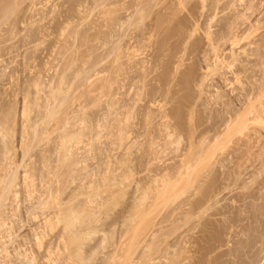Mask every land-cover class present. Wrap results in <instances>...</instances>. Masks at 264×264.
Instances as JSON below:
<instances>
[{"label": "rangeland", "instance_id": "rangeland-1", "mask_svg": "<svg viewBox=\"0 0 264 264\" xmlns=\"http://www.w3.org/2000/svg\"><path fill=\"white\" fill-rule=\"evenodd\" d=\"M82 1H84V0H62V1L61 0H52V1L51 0H33V1H31V0H10V6L12 7L13 10H12L11 14H8L9 15L8 18L5 20V23H3L1 25V28H0V29H2V27H3L4 28L3 31L4 32L7 31V33H8V34L6 32L2 33V31L0 30V71H1L0 74L1 73L7 74V75H4L5 77L3 76L4 79L2 81L0 80V87H1L0 89L2 91L4 90L2 88H5V90L6 89L9 90L8 87L10 86V90L8 91L10 93H7V94L10 95V96L8 95V98L10 100L7 99V98H4V99H6L10 105H11V103L13 104L15 102L14 104H15L17 109H19V107H18L19 105H17V104H18L19 100L22 99L23 94H24L22 90L26 91L28 89V91H29L28 85L26 86V85H24V83H26V84L29 83L33 77H37L38 75L41 77V78H39L41 83H42V81L47 83L48 79H50V78H53V81L55 82V80H54L55 75H54L53 69L56 68L57 70H59L60 67H61L60 64H62L65 60H68V58L71 57V55H69V54H72L71 52L65 51V53H64V50L70 44H74V47H76V52H75L74 56L76 55V58H77L76 62L78 63L77 64L75 62V65L73 66V69H77L78 67H80V65L83 64L81 61H83V62L84 61H88V59H89L90 62L91 61H94V62L97 61V63H96L97 65H95L96 67L94 66V67L90 68V66H88V63L83 65V67H85V68L88 67V69H90L89 73H88V74H90V78H89L88 83L91 82L90 80H93L94 78H98L99 79V77L104 76L103 74L106 75L104 77L107 78V79L110 76L111 77H115V75H116L115 81H114L115 83H112V86H110L112 88H107V89L110 90V93H109L108 90H104V92L106 93L104 95L105 97L101 96V99H102L103 102L102 101H100V103L98 102L97 104H99V105H97L96 107L94 106L96 104L88 105V103H87V102H89V104H90V99L94 98L95 97L94 95H96V93L92 94L90 92L91 96H90V94L89 95L87 94V96H86V94L83 95L82 97L80 96L82 98L81 101H83L84 97H85V100L82 103L83 104L86 103L88 105L87 106L88 108H86L87 110H85V112L87 114H89L88 115L89 117L95 118V119L96 118H101V119H99L101 121L103 119V117H104L103 113L105 114L106 110L109 113L110 112L113 113V111H109L110 109L108 108V105L106 104L109 101V99H110V101H118V103H116V105H118V107L116 109H115L116 106H114V108L113 107L111 108L114 111L116 110L117 114L114 112L112 115L111 114H109V116H106L108 114L105 115L106 117H108L111 120L110 121L107 118L106 121L109 120L110 123H112L113 125L114 124L116 125L117 124V122L115 123L116 120L114 121V119H111V117L113 118V117L116 116L117 119H120V120L122 119V121H123V118H124L123 115H124V111H125L126 108L124 109V107H121V105L125 104L126 102L129 103L130 100H132L129 104L132 103L131 105H133V110H132V112H133L132 116L133 117L131 116L132 118L130 117L129 119H127V121L125 120L124 122H121V123L122 124L124 123L123 126L125 128L127 126V130L128 129L129 130L130 129H132V130L135 129V130H133V131L131 130L129 132L132 133V132H136L137 131V133H133L132 136L129 133L130 136H129L128 140H126L127 138H125V140H126V141L124 140L125 143H123V141L119 142V141L122 140V137L120 138L118 135H116V131H111L110 133L107 134V136H108L107 139H104L106 142L101 138V140H103L105 143H107L106 147H108L109 150H108V152L107 151L106 152H107V154H110L109 155V157H110L109 159L110 160L112 159V162H111V164H112L111 166L112 167L111 168H113V169L115 168L114 170L112 169V171L114 172V175H111V173H110V177L113 178L115 176L114 178L115 179L117 178V179L116 180L115 179L112 180L113 184H114V186H113L114 188L111 185V187H112V188L110 187L111 190L109 188V190L105 192L102 187H101V189L98 188V190H97L98 192L101 191L100 193H101L102 198L100 196H98V197H100L103 200L104 199L107 200V205L105 206L107 208H104V212L100 213L101 219L98 218L99 222L97 221V223H98L97 225H99V227L97 225L96 226L102 232L103 231H105V232L107 231V232H111V233L109 235V238H107L104 242H102V244H103V246L101 244L102 247H99V244H100V242L102 240V238H101L102 237V232H99V231L97 232L99 234H96L95 236H93L94 239H92L91 241L88 240L86 242V244H88V245H86L84 247V250L87 253L93 248H95V250L97 248L98 249L96 250L94 255H92L90 260L85 261L82 264H85V263L86 264H237V263L238 264H248V263L249 264H253V263L254 264H263L264 263V247H263V243H260L261 241H256V247H258L257 250H260V247L262 246V251H260L261 253L259 254V258H261V259L263 258V261L261 259H258L256 261H249V260L247 261L245 259V257H244L243 258L244 261H242V262L241 261H238V262L236 261V263H235V261H227V260H225L228 257L223 256L224 259L222 257H218V253H220V250L227 248L228 244H231L230 242L227 245H225L226 247L223 246L224 248L220 247V249H219V247H214V249H216L215 250L216 252L214 250L211 251V252L208 251V243H210V242H208V240H207V237H208L207 235H208V233L211 232L213 227L212 228L209 227L208 228L209 230L207 229L208 231H210L208 233H207V231H205V232L203 231L204 227H203L202 224L204 223V220L206 219L207 214H206V212L203 213L201 210L196 209L193 212L192 216L190 218L189 217L187 218V216H185V212H186V210L188 208V205L185 202H186V200L188 198H190L192 196L193 197L194 196L195 197L198 196L195 193L196 192L195 190H197L196 188H198V183L201 180V175H202V171H203L202 164H201V161L199 159V154H200L199 151L201 150L200 144L202 143V142L200 143V141L202 139V135L201 134L203 132L201 130H202V127H203V121H204V115H205V113H204L205 104L207 102L211 103V104L209 103V106H212V107H210V108H212L211 109L212 112H211L210 116L213 117V119H214L215 116L212 115V114L216 113V115H217V114L220 113L219 109L220 108L222 109V107L218 106V104L216 106V103H215V98H217L215 92H216L217 89H219V90H217V93H218V91H219V94L222 93L221 97L223 99L227 98L228 100H230V99L233 98L234 100H237L239 97L240 98L242 97L241 95L237 96L239 92L236 89L234 90V92L233 91L230 92L232 89L229 88V86H231V87L234 86L235 88H237L239 85L235 82L236 84L233 83L232 85L227 86L228 85L227 83L229 82V80L227 78V83H226L225 82L226 80H224V79L226 77H228V76H229L230 79H233L234 76H232V74L229 72L228 69L225 68V66H220V65L217 64L218 68H217V66H215L214 68L212 67V68H209V69H205L206 68L205 64H207L208 62H210L211 63L210 65L212 66V62H213L212 58H214L213 57L214 56V51L212 49L210 50V48H211L210 45H209L210 43H209L207 37L205 36V27L207 25V22L211 21L210 25H212V26H211L210 30L213 31V33L211 35L213 37H215V38H218L217 41H216L217 44H218V45L216 44L217 47H218L217 48V52H221L222 55H225V57L226 56H230V54H231L229 48H231L232 51H235V52L240 51V53H242L241 50H239V49L241 48V46L244 47L245 43H246L245 44L246 48H247V44H250V45H248V48H250L249 49L250 53L253 52L252 49L254 51H256L255 53H257L258 49H260L259 43L260 42L262 43V41L264 40V38H263L264 37V30H263L264 27H262V26H264V24H263L264 23V20H263L264 14L262 16H260V14H262L261 13L262 8L264 10V7H261L264 3L262 5L259 4V3H261V1L264 2V0H259L258 2L256 0V3L254 2L255 0L254 1L250 0L251 3L252 2L255 3V5H254V3H252L254 6H256L257 3L260 5V7H258L259 5L256 6V10H258V12L260 14L256 13L257 11L254 10L255 12L253 11L252 14H250V15H253V16H251V18L249 16L250 19H253V23L251 22L252 20L247 19V21L249 20L248 23L251 22V24L254 25V23H255L254 19L256 18L255 20H257L258 19L257 17H259V16H260L259 19L263 20L262 21V20L258 19L261 22V25H260V22L257 21V23H258V25L261 28H259V26H258L257 27L259 29L258 30V29H256V26H254V31L255 30L256 31L252 32L250 34H248V29H247V31L245 30L246 29L245 25L242 26L247 21H243L242 19L241 20H242L243 24L239 23V26H238V27H242V28H240L241 30L240 29H238V30H240V31L243 30L247 34L244 33L243 31L242 32L238 31L237 33L234 30L231 31V28H230L231 25H229L230 24V22H229L230 18L228 17L229 20L227 19L229 11L226 12L227 8H226V10L222 9L223 6H227L228 3H230V2L234 3L235 1H236L235 3L237 4V6L235 5L234 7H237L238 9H242L241 8L242 5L245 4L246 1H247V3H249L248 2L249 0H246V1L245 0H243V1L241 0L242 4L240 3L239 0H235V1L234 0H232V1L231 0L230 1L229 0H221V2L223 1V3H222L223 6L220 4V0H219V4H218L219 8H216L215 10L213 9V7H211V6H214V0H207V1L206 0H202V1L201 0H185L184 1V3L186 4V5L184 4L185 7H181L176 2L177 0H163V1L160 0L161 1L160 4H158V6L157 5L154 6V0H151L150 2H148L149 4L147 3L144 6V8L146 9V11L148 13V15L146 16V18L143 21V23L145 25H143L141 23L143 25V27H145L144 29H143L142 25L140 26V24L137 23V19H135L133 16L131 18V15H135V10H136L137 6H139V5H137V1L138 0H134V1L130 0V2L128 0H123V1L122 0L118 1L117 0V1H115V3L116 2L117 3L116 4L114 3V5H115V7L117 8L118 11H116L117 13H114V15L116 17H118V19L120 18V20H119L120 22H122V23L124 22L123 23L124 26H122V24H119V23H118L119 24L118 25L116 22H114L112 24L111 23L112 20H108V19H107L108 21L106 22V19L104 20V17H101L100 12H97L99 10L97 7L96 8L98 10L95 9V8H94V10L89 9L90 6H91V8L93 7V2H90L89 3L90 6H88V5L84 4L87 0L84 1V3ZM88 1H90V0H88ZM165 1H166V3H165L166 5L164 4ZM3 2H4L3 0H0V5H1L0 13L2 12L1 8L3 6ZM73 2H74V4H72ZM81 2H82V9H83V7H85V9H83V10L81 9V5H80ZM172 3H173V5H172ZM175 3H177V4H175ZM217 3H218V1H217ZM238 3L240 4V6H239ZM168 4H171L172 6L168 5ZM232 4L230 6L228 5L229 9H231V7L233 8L234 4L233 5ZM161 5L164 6L163 7L164 10L160 7ZM204 5H205L206 8L203 7ZM219 5L222 6V7H220ZM51 6H53V7H51ZM75 6H77V7L79 6L80 8L79 7L75 8ZM125 6H128L130 9L129 8L127 9ZM166 6H168V7L171 6L172 7L171 9L168 8V13L169 14H167V12H166L167 10H165L167 8ZM123 7H125L127 10L125 8H123ZM86 8H87V10H86ZM118 8H120V9H118ZM184 8H185V10H184ZM258 8L261 9V10H259ZM50 9H52V12H51ZM78 9H80L79 10L80 12L85 10V14H86V11H87V13L88 12L90 13V10H91V13H90L91 15L89 13L88 14L91 16L90 19L92 18L94 23L92 21H90V19H89V21L86 19V21L89 22L87 24L86 21H83L82 19H80L79 18L80 15L78 17V14H80V13L76 12V11H78ZM155 9H156V11H155ZM186 9L192 10L193 16L188 14L189 11L186 10ZM170 10H172L171 13L174 12V14L176 15L177 18H179V17L180 18L179 19L175 18L173 13H172L173 15H171L173 17H171L170 16V14H171ZM161 11L162 12L165 11L164 12L165 14L162 13ZM159 12H161V13H159ZM213 12H215L216 15L214 16V18L212 20H209V18L211 16H213ZM262 12H264V11H262ZM82 13H84V12H81V14ZM98 13H99V15H98ZM120 13H121V15H120ZM129 13H130V15H129ZM254 14H257V15H254ZM225 15H226V17H225ZM28 16H30V17H28ZM204 17H206V19H204ZM224 17H225V19H222ZM76 18H77V20H76ZM100 18H101V20H100ZM129 18H131V21H127ZM195 18L198 19L199 21L195 20ZM29 19H30V21H29ZM118 19H117V21H118ZM67 20L72 22V23L75 22V25H76V23L77 24L80 23V21H81L82 24L81 25L79 24L78 27H77L78 28V30H77L78 33H77V35L74 36V37H76L75 38L76 41L74 40V42L72 43V40L70 38H66L67 40L69 39L68 42H70V43L65 44L66 42H65L64 36L62 35L63 36L62 37V36L59 35V31L60 30L58 28L60 26L66 25V23H68ZM73 20H75V21H73ZM195 21L198 22V25H200L199 29L197 31H195L192 35L189 36L187 32H190V29L193 28L192 25H194L196 23ZM83 22L85 23L84 25H83ZM100 22H101V24H100ZM11 23H16L14 28H13V26H10ZM96 23H97V25H95ZM106 23H108V24H106ZM153 23H154V25H153ZM203 23H205V24H203ZM44 24H46V25L44 26ZM128 24H132V25H128ZM178 24H180V25H178ZM223 24H224L225 27L223 26ZM251 24H249V27H250ZM7 25L12 28V31H14V32H12L13 35H12L11 31H10L11 28L8 27ZM85 25H87V27ZM108 25H109V27H108ZM126 25H128V26H126ZM5 26H6L7 29H5ZM31 26L33 28H31ZM103 26H106L108 28L103 27ZM110 26H112V27H110ZM118 26L120 27V29H119ZM138 26H139V28H138ZM164 26H166V27H164ZM182 26H183V28H182ZM70 27H69V31H70L69 33H70V35L71 34L73 35V33H72L73 31L71 32ZM72 27H74V26L72 25ZM88 27H90V28H88ZM231 27H233V26H231ZM246 27L248 28V24L247 23H246ZM101 28H103V30ZM134 28H135V30H134ZM149 28H150V30H149ZM153 28L155 30H153ZM164 28H167L166 31H168V32H170V31L176 32L177 30L180 29L179 31H182L184 36H181V38H180V37H177L174 34V37H175L174 38L171 35L166 34ZM243 28H245V29H243ZM140 29H142V31ZM162 29L164 31H162ZM201 29L203 30L204 33L201 32L202 31ZM252 29H253V27H252ZM36 30L37 31L39 30V32H36ZM44 30L47 31V32H45ZM97 30H100L101 32L100 31L97 32ZM83 31H84V33H83ZM156 31H157V33H156ZM184 31H185V33H184ZM34 32L37 33V34H35ZM42 32H44V34ZM92 32H94V33H92ZM231 32H233V33L235 32V33L231 34ZM9 33H11V35ZM66 33H68V32H66ZM164 33L166 35H164ZM3 34H5V36H7L9 38H7L6 40L3 39L2 38ZM42 34L44 35V37H43ZM80 34H83V35H80ZM93 34H95L94 37H92ZM176 34L178 35V32ZM245 34H246V36H245ZM70 35L68 37H71ZM149 35H151V36L149 37ZM233 35L238 40L237 42L235 41L236 45H231L230 38H232V40L233 39L236 40L235 38L232 37ZM39 36H41V37H39ZM121 36H122V38H121ZM141 36H143V37H141ZM166 36H167V38H166ZM168 36L169 37L171 36L172 40L170 38L168 39ZM185 36H186V38H184ZM218 36H220V37H218ZM222 36H223V39H221ZM85 37H86V39H85ZM131 37H132V39H131ZM58 38L61 39V40L63 39L64 42L61 41L62 43L61 42L57 43ZM262 38H263V40H262ZM79 39H80V41H79ZM84 39H85V41H84ZM134 39H135V41H134ZM147 39H149V41ZM197 39H199V40H197ZM25 40H27V41H25ZM100 40H101V42H100ZM139 40H140V42H142L141 45H140ZM152 40H153V42H152ZM175 40H177V42ZM181 40H184V41L180 43L179 41H181ZM20 41H21V43H20ZM104 41L105 42L108 41V42L105 43ZM251 41L253 42L252 44H254V45H255V43L256 44L258 43V44L255 45V47H253L254 45L251 44ZM86 42H87V44H86ZM235 42H234V44H235ZM80 43L83 44L84 46L83 45L81 46ZM117 43H119V45ZM179 43L181 44L180 49H178L179 48L178 47ZM263 43H264V41H263ZM263 43H262V46L264 45ZM137 44H138V46H137ZM192 44L194 45L195 48L193 47ZM78 45H80V46H78ZM113 45H116L115 46L116 47L115 51H117L118 47L120 49V50L118 49L119 58H118V60L116 62H114L113 59H111V57L113 56L112 54L110 56H105V54H108L109 50H111V48H113ZM198 45H199V47H198ZM251 45L253 47L252 49H251ZM63 46H64V48H63ZM99 46H101V47H99ZM257 46H258V48H257ZM262 46H261L260 50H262V49L264 50V46L263 47ZM58 47H60L59 50H58ZM61 48H63V49H61ZM127 48H129V49L127 50ZM254 48L255 49L257 48V50H255ZM82 49H84V50H82ZM130 49H132L133 52ZM178 50H179V52H178ZM189 50H190V52H189ZM263 50L259 51V52H263ZM126 51H127V53H126ZM202 51H203L204 55H203ZM128 54L129 55L131 54L130 58H129ZM49 55H50V57H49ZM54 56H55V58H54ZM202 56H204L205 59ZM246 56L247 55L245 54V57ZM255 56L254 55H252V56L249 55V58L246 57L247 58L246 60L249 61V65H251L250 64L251 62H253L252 59L255 60L253 62V64H252L254 66V63H255V67L253 68V70L249 69V70L246 71V73H244L245 71H243L242 69H241L242 72L238 70V72L240 74V79H241V82L243 83V85L248 86L250 84L249 81H252V79H253V82L258 83L259 81H261L260 79L263 78V76H261V78H260V75L262 73L260 72L261 73L260 74L259 71H258V70H260V69L257 68L258 67V63L256 64V59H258V57H257V55H255ZM99 57L100 58L104 57V58L101 61V60H98ZM131 57H132V59H131ZM241 57H244V53H242ZM127 58H129L131 60H129ZM127 60H128V62H127ZM206 60H208V61H206ZM44 61L45 62L51 61L52 63L50 62L51 63L50 65H52V67L53 66L54 67L53 68L50 67L52 69H49V71H48L46 68H48L49 64L47 65V67L43 66L44 63H45ZM56 63H58V64H56ZM99 63H101V64H99ZM118 63H121V65L119 66ZM236 64H239V63L236 62ZM55 65H56V67H55ZM110 65H111V67H110ZM142 65H145V66L143 67ZM191 66H192V69H191ZM116 67H118V69H116ZM28 68H29V71H28ZM93 68H95V69H93ZM107 68H109V69H107ZM119 68H120V70L123 73L120 75L121 71H118L119 74H117V73L113 74L114 72L119 70ZM123 69H124V71H123ZM130 69H132V70L130 71ZM144 69H146L147 71L144 70ZM204 69H205V71H204ZM214 69H215V71H214ZM235 69H236V67L234 68V71H236ZM210 70H212V71H210ZM250 70H252L251 72L253 74H257V75H253L250 72ZM101 71L103 72V74H102ZM216 72H217V74H216ZM220 72H223L224 75L222 73H220ZM226 72H227V74H226ZM190 73H192V74H190ZM245 74L247 76L248 75L249 76L252 75L253 77L254 76L255 77L252 78V76H250V77L248 76L249 77L248 78V77L245 76ZM42 75H44L45 77H43ZM141 76H143V77H141ZM221 77L223 78V80H222ZM0 78H2L1 75H0ZM121 78L123 80H121ZM102 79H103V77H102ZM102 79L101 78L99 80L96 79V81L93 80L94 81L92 83L93 86L91 85L90 88L91 87L93 88L94 86H96L94 84H97V85L98 84L99 85L103 84V82H101ZM201 79H203L204 81L202 80V82H201ZM9 80H10V82H9ZM16 80H18V81H16ZM76 80H77V83L79 84L81 90H83V89L87 90V85H83L85 80L84 81H82L81 79H76ZM138 80H139V82H138ZM233 80H231V81H233ZM148 82H149V84H148ZM247 83H248V85H247ZM16 84H17V86H16ZM122 84H123V86H122ZM146 84H148V85H146ZM211 84H213V85L211 86ZM224 84H226V85L223 86ZM21 85L23 87L24 86H26V87L23 88ZM198 85H201V86H198ZM139 86L141 88L142 87L143 88L141 89ZM18 87L19 88H23V89L18 90ZM29 87L31 88V86H29ZM159 87H160V90L162 88L161 91L159 90ZM84 90H83V92L87 93L86 90L85 91ZM15 91H16V98H15V95H14ZM31 91H33V90L30 89V92ZM12 92H13V94H12ZM81 92L82 91H80V93ZM111 92H113V93H111ZM133 92L135 93L136 96L137 95L138 96L136 97ZM152 92H153V94H152ZM127 93L129 95L125 96V94H127ZM7 94H5V95L7 96ZM41 94H42V92H40V95ZM112 94L113 95L115 94V95L113 96ZM207 94H209V95H207ZM5 95L4 96L0 95V96L5 97ZM33 95L34 94L32 92L31 95H29V98L31 99V97ZM130 95H134V96H130ZM111 96H113V97H111ZM151 96H154V97H151ZM211 96H212V99L209 98ZM213 96L215 98H213ZM86 97H89V98L86 99ZM114 97H115V99H114ZM141 98H142V100H140ZM151 98L153 100H151ZM0 100H1V98H0ZM124 100H125V103H124ZM128 100H129V102H128ZM136 100L139 101V102H137ZM149 103H151V104H149ZM152 104H154V105H152ZM74 105H75V108L73 107V109L75 111H76V109H80L77 104H74ZM136 106L137 107L140 106V107L137 108ZM161 106H163V107H161ZM91 107H93V108H91ZM97 107H99V108H97ZM119 107H120V109H118ZM159 107H160V109H159ZM215 107H217V108H215ZM214 108H215L216 112H215V110L213 112ZM95 109H96V111H95ZM149 109H150V111H152V110L153 111L150 112ZM38 110H39V108H38ZM104 110H105V112H104ZM120 110H122V111H120ZM88 111H89V113H88ZM158 111H160V112H158ZM217 111H219V113H217ZM34 113L35 112L32 110V112L30 114V116H31L30 118H33V120H35L34 118L37 117V116L34 115ZM93 113H96V114H93ZM118 113H120L119 116H118ZM122 113H123V115H122ZM144 113H145V115H144ZM166 113L168 114L167 116H166ZM70 114L72 115L71 112H70ZM152 114H154V115H152ZM96 115H98V117ZM147 115H149V117H147ZM162 116H164V117H162ZM152 117H153L154 120L152 119ZM156 117H158V118H156ZM164 120H165V123H164ZM20 122H21V120H20ZM147 123H149V124H147ZM150 125L151 126L153 125V126L150 127ZM156 126L158 127L157 130H156ZM135 127H137V128H135ZM250 127H251L250 129H252V128L254 129L255 127H259V126H256V124L255 125L253 124V127H252V125ZM234 128L236 130L231 128L232 130H230V132H229V135H231L229 137V139L231 140V138H233L230 142H229V139H228V142L226 140L223 141L225 138L227 139V137H224L221 140L223 143L227 142L226 143L227 147L224 148L225 150L223 149L225 151L224 153H228L229 151H232L233 148H231V147H236L237 148L238 145H236V144L240 140L242 141L244 139L243 138L244 134L242 135L243 130L239 132V131H237V129L239 130V128H237L236 126ZM259 128H261V127H259ZM255 129H257V128H255ZM231 131H234V132L236 131V132L234 133V132H231ZM93 132H95V130ZM168 132H170V135H168ZM250 132L253 133L252 131H250ZM102 134H103V132H102ZM138 134L141 135V136H139ZM148 134H150V135H148ZM232 134L234 135V137H232ZM52 135H54V134H52ZM133 135H134V137H133ZM151 135H153V136H151ZM239 135H240V138H239ZM18 137H20V135ZM18 137H17L18 143H16V140H15V137H14V143H15L14 146L17 144V147L19 146V140H20ZM135 138H136V142H132L133 140L135 141ZM179 138H180V140H179ZM130 140H131L132 143L130 142ZM237 140H239V141L237 142ZM152 141L154 143H150ZM241 141H240V143H241ZM111 142L113 144L114 143L115 144L111 145L110 144ZM95 143H96V145L99 144L98 141L95 142ZM232 143H233V145H232ZM119 144H121V145H119ZM124 144H126V145H124ZM150 144H152L153 147H151ZM220 145H221L220 147H222V143ZM41 146H42V142H40L37 146H35L33 148V150L30 152V154H32V152L34 151L35 154L33 153L34 155L32 154L31 157L28 159L30 161H33V163H34V165L36 167V169L34 170V172L36 171L35 173H36V176H37V177L35 176L36 180H35V185H34V187L36 188V191H35L36 193H38L39 191L42 190V187H38L37 186V184L38 185L40 184V180L39 179L41 178L40 174L38 175V170H40L42 168V164H40V163H42L41 160H40V163L38 162L39 161L38 158L41 156V150H42ZM127 146H129V147H127ZM228 147H230V148H228ZM242 147L243 146H240V148H242ZM112 150H114V151H112ZM256 150L258 151L257 148L254 149V151H256ZM16 152H17V149H16ZM96 153H98L97 150H96L95 154ZM103 156H104L103 154L102 155L96 154V157L98 159L96 158V159H94V160H92V161H90L88 163L90 165V166L88 165L90 168L87 167V171H88V169L89 170L92 169L93 173H94V170L97 171V172H95L96 176H94V178L92 180L100 179L99 177L96 179V177L98 176L97 175V173L99 172L98 170H100V168L103 167V166L99 167L100 166L99 162H101V159L104 158ZM222 157H225V156L223 155ZM228 158L229 157H227V159ZM227 159L224 162H227L228 161ZM186 161L188 162L187 164L192 162L195 165L194 166V170H192V169L191 170H187L186 166H188V165H186ZM179 167L180 168L183 167V168L180 169ZM168 168H169V171L171 173L168 172ZM20 169L22 171L23 168H20ZM20 169H19V171H20ZM130 169H132L133 172H131ZM177 169H179V171ZM41 170L39 171V173L42 172ZM129 170H130V175H132L131 177L128 174ZM162 170L163 171L165 170L168 174L165 173V171H164V175H163V171ZM19 171H18V175H19ZM177 171L179 173H177ZM123 172H125V173H123ZM81 173H82V171H81ZM156 173H158V174H156ZM160 174L163 175L164 178H163V176L160 177L161 176ZM177 174H179V175H177ZM125 175L130 177V178H128V177H127V179L123 178V177H125ZM154 175H155V177L158 176V178H163V179L160 180V179H158L156 177L157 180H158V181L155 180L157 182L156 183L153 180ZM38 176H39V178H38ZM83 176H84L83 174L79 175L80 178H82ZM165 176H166V178H165ZM187 176H188V178H187ZM190 177H191V180H190ZM86 180L87 179H84V181H86ZM18 182H20V181H18ZM95 182L98 183L99 180L95 181ZM114 182L117 184L116 186H115ZM19 184H21V182ZM74 185L75 184L70 185V186H74ZM147 185H149L150 187L149 186L147 187ZM254 185L256 186V184H254ZM20 186L21 185H18L17 188H19ZM137 186H138V188H137ZM142 188L146 189V190H144V192L147 191V192H145V195L147 193V195H146L147 199L145 198V200H144V198L140 197L141 195H143V193H142L143 189ZM238 188L239 187H237V189L235 187H233V191L230 192V194L227 193V195L231 196V194L233 192H236V191L239 190ZM140 189L142 191H140ZM262 189H263V187H262ZM67 190H69V188ZM123 190H125L124 195H123L124 198H122V196H120V193L123 192ZM135 191H137V192H135ZM263 191H264V189H263ZM35 192H34L33 195L37 196V194ZM225 195H224V197L227 196V195L226 196ZM228 196L226 198H228L229 200L233 199V198L230 199ZM136 198H139V199L136 200ZM226 198H224L225 202H222V200H221L219 203L220 204H221V202L222 203H226V202L230 203L231 201L229 202V200L226 199ZM114 200H115V202H114ZM139 200H142V201H145V202L143 203L142 201H139ZM28 201H24L25 204L23 203V205H24V206L22 205L23 208L27 207V209H28V206L30 207L31 203H30V201L29 202ZM33 201H34V199L32 200V202ZM134 201H135V203H133ZM258 201L261 202V199L258 198ZM113 202L116 203V204H114ZM138 203H141V204H138ZM231 203L234 204V201L232 200ZM93 204L95 206V203H93ZM135 204H137V205H135ZM91 206H93V205H91ZM94 206H93V209H94ZM213 206H214V204L212 205V207ZM213 208H215V207H213ZM213 208H211V211L213 213L210 210L208 212V213H212L211 214L212 216L211 215L209 216L211 219L214 220L216 218H220V216H221V218L224 216V214L222 215V213H221V215L219 213L214 214V209ZM95 209H97V208H95ZM133 209H135V210H133ZM24 211L25 210H23V212ZM224 213L225 214H229L228 212L227 213L224 212ZM217 214H219V216H217ZM39 215L40 216H38V217H41V218L38 219V217H37L35 219H32L33 218L32 216L27 215L24 212V217H25L24 222L19 221V220L15 221L16 223H14V224L16 226L15 227L16 229H15V233H13L14 236L12 235V238L14 240L12 242V244L14 243L15 245L14 244L12 245V244L8 243V245H9L8 246V250H9V252L11 254V257L14 259V260L12 259L14 261V264H17L18 260L16 262L15 256H12V255H15L14 254L15 251L13 250L14 249L13 246L16 247L17 251L20 250L22 252L24 250L23 252H25V250L27 249L26 253L29 250H30L29 254L33 252V255L34 254L36 255V253H37L36 259H35L36 261L33 264H46V262H47V264H49V263L51 264L50 261H53V258H55V263L57 262V264H64L63 257L65 256V253H61L60 252L58 255L57 254L49 255V253L47 251L48 246L53 248V250H56L57 248H55V246L57 247V245L59 247L58 249H61L59 251H63L64 250L63 245H62L63 243H61L62 241L60 240V237H59V234H61V228L59 226H57L51 232H50V230H48L49 234L48 233H46L47 235L45 234L46 236L43 237L44 241H43V238L41 237L42 246L40 248H38L36 246V244H35L36 240H35V238H33L34 237V233L33 232H36L37 230H38L37 232L41 231L42 227L41 228L37 227L38 226V222H39V224H42V222L44 221V216L46 214L45 215L43 214L42 215L43 217L41 216L40 213H39ZM170 215H171V217H170ZM100 222H101L102 225L100 224ZM95 223L96 222H94L93 224L95 225ZM156 225H157V227H156ZM159 229H161V230H159ZM154 233H155V236H154ZM111 234H112V236H111ZM122 235H123V237L120 238V236H122ZM228 235H230V234L228 233ZM225 237H229V236L226 235ZM152 241H153V243H152ZM148 242L150 243L149 246H147ZM211 244H213V243L211 242ZM18 245H19V247H18ZM95 245H96V247H93ZM206 248H207V252H206ZM56 252H58V251H56ZM209 253H211V254H209ZM213 256L218 257L219 259L218 258L216 259ZM43 258L45 260H48L50 258V261L49 260L45 261ZM0 259H3V258L1 257ZM55 263H53V264H55Z\"/></svg>", "mask_w": 264, "mask_h": 264}, {"label": "bare ground", "instance_id": "bare-ground-1", "mask_svg": "<svg viewBox=\"0 0 264 264\" xmlns=\"http://www.w3.org/2000/svg\"><path fill=\"white\" fill-rule=\"evenodd\" d=\"M3 6H2V12L0 13V28H1V25L3 23H5V20L8 18V14H11L12 12V7L10 6V0H3ZM33 1V0H31ZM52 1V0H51ZM62 1V0H61ZM86 1V0H84ZM84 1H82L84 3ZM115 1L117 0H90V1H86L84 4L85 5H88L90 6V2H93V7L91 8V6L89 7V9L91 10H94L97 9L98 11L97 12H100V15L101 17H104V20L106 19V22L108 20H112V24L114 22H116L117 24H122V22H120V18L118 19V17H116L114 15V13H117L116 11L117 8L115 7L114 3ZM119 1V0H118ZM123 1V0H122ZM130 2V0H128ZM134 1V0H132ZM131 1V2H132ZM151 0H138L137 1V8L135 10V15H131V18L132 16L137 19V23L140 24V26L143 24V21L144 19L146 18V16L148 15L146 9L144 8V6L150 2ZM163 1V0H162ZM185 0H177L176 2L181 6V7H185V3H184ZM202 1V0H201ZM207 1V0H206ZM218 1V3H217ZM230 1V0H229ZM232 1V0H231ZM235 1V0H234ZM240 3H241V0H239ZM243 1V0H242ZM246 1V0H245ZM254 1V0H252ZM259 0H257L258 2ZM20 2V1H19ZM30 2V1H29ZM82 2H81V9H82ZM88 2V3H87ZM160 0H154V6L158 4H160ZM236 2V1H235ZM234 2V3H235ZM249 3H246L242 5V9H238L237 7H234L235 5L237 6V4L233 3V2H230L232 5H233V8L231 7V9H229L228 7L231 5L230 3L227 4V6H223L222 3L223 1L221 2L220 0V4L223 6L222 9L229 11L228 13V16H227V19L228 17L230 18V28H231V31H236V33L238 31H240L242 27H238L239 26V23H242V20L243 21H247V19H250L251 16L253 15H250L252 14V12L254 10H256V6L259 5V4H263L264 2L261 1V3H257L256 6L255 3H256V0L252 3H254V5L250 2V0L248 1ZM68 3V2H67ZM117 3V2H116ZM115 3V4H116ZM166 3V1L164 2V4ZM171 3V2H170ZM175 3V4H177ZM205 3V2H204ZM213 3V2H212ZM227 3V2H226ZM244 3V2H243ZM74 4V2L72 3ZM114 6H113V5ZM149 4V3H148ZM163 4V3H162ZM185 4V5H184ZM218 4H219V0H214V6H211L213 7V9L215 10L216 8H219L218 7ZM239 4V3H238ZM242 4V3H241ZM31 5V4H30ZM44 5V4H43ZM47 5V4H46ZM78 5V4H77ZM112 5V6H111ZM166 5V4H165ZM168 5H171V4H168ZM173 5V3H172ZM171 5V6H172ZM229 5V6H228ZM264 5V4H263ZM261 6V7H264V6ZM73 6V5H72ZM121 6V5H120ZM171 6H166L165 10H167V14L168 13V8H172ZM220 6V5H219ZM220 6V7H222ZM240 6V4H239ZM1 7V5H0ZM53 7V6H51ZM77 6H75L76 8ZM79 7V6H78ZM77 7V8H78ZM87 7V6H86ZM97 7V8H96ZM127 9L129 8L128 6H125ZM123 7V8H125ZM163 10H164V6H160ZM190 7V6H189ZM205 7V5L203 6ZM255 7V8H254ZM260 7V5L258 6ZM28 8V7H27ZM45 8V7H44ZM60 8V7H59ZM74 8V9H75ZM80 8V7H79ZM125 8V9H126ZM206 8V7H205ZM210 8V7H209ZM240 8V7H239ZM68 9V8H67ZM83 9H85V7H83ZM82 9V10H83ZM101 9V10H100ZM120 9V8H118ZM122 9V8H121ZM126 9V10H127ZM130 9V8H129ZM153 9V8H152ZM175 9V8H174ZM193 9V8H192ZM229 9V10H228ZM259 9V8H258ZM51 12H52V9H50ZM56 10V9H55ZM80 9H78L79 11ZM87 10V8H86ZM91 10H90V13H91ZM123 10V9H122ZM133 10V9H132ZM161 10V9H160ZM185 10V8H184ZM189 11L188 14L192 15L193 16V12L192 10L190 9H186ZM207 10V9H206ZM223 10V11H224ZM261 10V9H259ZM76 11L77 13H80L78 14V17L80 15V19H82L83 21H86V19L89 21L90 19V15L87 13L86 11V14H85V10L84 11H81V12H84L81 14V12L79 11ZM89 11V10H88ZM121 11V10H120ZM119 11V12H120ZM156 11V9H155ZM172 10H170V13H171ZM222 11V10H221ZM257 12L256 13H259L258 10H256ZM262 11L263 8H262ZM262 14H260V16H262L264 14V12H262ZM21 12V11H20ZM28 12V11H27ZM44 12V11H43ZM48 12V11H47ZM68 12V11H67ZM162 12V11H161ZM159 12V13H161ZM165 11H163L162 13H164ZM187 12V11H186ZM206 12V11H205ZM219 12V11H218ZM255 12V11H254ZM61 13V12H60ZM152 13V12H151ZM174 14V12H172ZM170 14L173 15V14ZM181 13V12H180ZM19 14V13H18ZM133 14V13H132ZM150 14V13H149ZM165 14V13H164ZM205 14V13H204ZM207 14V13H206ZM25 15V14H24ZM39 15V14H38ZM77 15V14H76ZM97 15V14H96ZM99 15V13H98ZM114 17H113V16ZM121 15V13H120ZM130 15V13H129ZM189 15V16H190ZM216 15L215 12H213V16H211L209 18V20H212L214 18V16ZM227 15V14H226ZM225 15V17H226ZM254 15H257V14H254ZM27 16V15H26ZM60 16V15H59ZM112 16V17H111ZM118 16V15H117ZM167 16V15H166ZM175 18L176 15L174 14ZM207 16V15H206ZM250 16V18H249ZM257 17L258 19L260 18ZM30 17V16H28ZM34 17V16H33ZM38 17V16H37ZM76 17V16H75ZM94 17V16H93ZM173 17V16H171ZM222 18V19H225ZM264 17V16H263ZM43 18V17H42ZM126 18V17H125ZM128 18V17H127ZM131 18H129L127 21H131ZM180 18V17H179ZM177 18V19H179ZM208 18V17H207ZM34 19V18H33ZM108 19V20H107ZM118 19V21H117ZM204 19H206V17H204ZM242 19V20H241ZM256 19V18H255ZM255 24H251V22L253 23V19H250L252 20L251 22L248 23L245 22L242 26L245 25V29L247 31L248 29V34L252 33V32H255L254 31V26H256V29H258L257 27L259 26L257 21L260 22L259 20H262V19H257L255 20ZM32 20V19H31ZM43 20V19H42ZM77 20V18H76ZM101 20V18H100ZM193 20V19H192ZM195 20H198L195 18ZM229 20V19H228ZM264 20V18H263ZM262 20V21H263ZM30 21V19H29ZM68 21V20H67ZM75 21V20H73ZM90 21L93 22L92 18L90 19ZM98 21V20H97ZM96 21V22H97ZM123 21V20H122ZM126 21V20H125ZM157 21V20H156ZM171 21V20H170ZM178 21V20H177ZM199 21V20H198ZM205 21V20H204ZM208 21V20H207ZM240 21V22H239ZM28 22V21H27ZM40 22V21H39ZM63 22V21H62ZM66 22V21H65ZM77 22V21H76ZM168 22V21H167ZM179 22V21H178ZM182 22V21H181ZM194 22V21H193ZM196 22V21H195ZM203 22V21H202ZM210 22H207V25L205 27V36L207 37L208 41H209V45H210V50L212 49L214 51V58H212L213 62H212V66L210 65L211 63L208 62L206 65V68L205 69H209V68H214L215 66H217L218 68V65L220 66H225L226 69L229 70V72L232 74L233 79H230L229 76L226 77L224 80H226L225 82L227 83V78L229 80V82L227 83L229 85H232L233 83L234 84H238L239 86L237 88H234L229 86V88H231L232 90L230 92H234V90H238V95H241L242 97L238 98L237 100H234L233 98L228 100L227 98L226 99H223L221 97V94H219V91L217 93V89L216 90V97L215 98L213 96V98H215V103H216V106L218 104V106L222 107V109L220 108V113L219 111H217V114L216 113H213L212 115L215 116V118L213 119V117H211V109L210 107L212 106H209V103L210 102H205V110H204V121H203V127H202V139L200 141V146H201V150L199 151L200 154H199V159L201 161V164H202V175H201V180L200 182L198 183V188H196L197 190H195L196 194L198 195L197 197H190L186 200V204L188 205V208L185 212V216H187V218L191 217L193 212L196 210V209H199L201 210L203 213L206 212L207 216H206V219L204 220V223L202 224L203 225V231H208L209 227L212 228L211 232L208 233V237H207V240L208 242V251H215L216 249H214V247H223L225 245H227L229 242L231 244H228V247L225 248V249H222L220 250V253H218V257H222L224 259L223 256L225 257H228L226 258L225 260L227 261H244L243 258L245 257V259L248 261H256L258 259H261L259 258V254L261 253L260 251H262V246L260 247V250H257L258 247H256V241H261L260 243H263V247H264V50L263 52H259V51H262L260 50L261 49V46H262V43H263V38H262V43L260 42L259 43V47L260 49H258L257 53H255L256 51H254L252 48L255 47V45H257L255 42V45L252 44L253 42L251 41V44L254 45L252 47L251 45V49H252V53L249 52V49L248 48V45L250 44H247V48H246V43L244 44V47L241 46V48L239 50H241L242 53H244V57H241L242 56V53H240V51L238 52H235V51H232L231 48H229L231 54L230 56H226L225 55H222L221 52H217V39L218 38H215L213 37L211 34L213 33V31L210 30L211 26L210 25ZM17 23V22H16ZM16 23H11L10 26H15ZM86 23L88 24L89 22L86 21ZM94 23V22H93ZM103 23V22H102ZM110 23V24H111ZM142 23V24H141ZM201 23V22H200ZM238 23V24H237ZM246 23L248 24V28L246 27ZM35 24V23H34ZM41 24V23H40ZM71 24V25H70ZM81 25V21L80 23H76L75 25V22H70L68 21V23H66V25L64 26H60L58 29L60 30L59 31V35L60 36H64V39H65V44H68L70 42H68V40L66 38H70L72 40V43L74 42L75 38L74 37L75 35H77V30H78V25ZM85 23L83 22V25ZM99 24V23H98ZM101 24V22H100ZM108 24V23H106ZM118 24V25H119ZM166 24V23H165ZM169 24V23H168ZM183 24V23H182ZM194 24V23H193ZM205 24V23H203ZM249 24L250 27H249ZM264 24V23H263ZM46 24H44L45 26ZM72 25L74 27H72ZM97 25V23L95 24ZM128 25H132V24H128ZM126 25V26H128ZM134 25V24H133ZM142 25V27H143ZM154 25V23H153ZM170 25V24H169ZM180 25V24H178ZM202 25V24H201ZM241 25V24H240ZM260 25H261V22H260ZM8 26V25H7ZM8 26V27H10ZM43 26V25H42ZM50 26V25H49ZM71 26V27H70ZM87 27V25H85ZM115 26V25H114ZM147 26V25H146ZM156 26V25H155ZM184 26V25H183ZM182 26V28H183ZM188 26V25H187ZM191 26V25H190ZM193 28L190 29V32H187L188 35H192L195 31H197L199 29V26L198 25V22H196L194 25H192ZM224 26V24H223ZM69 27H70V30L71 32L73 33V35L71 34L70 35V31H69ZM91 27V26H90ZM88 27V28H90ZM96 27V26H95ZM103 27H106V26H103ZM109 27V25H108ZM106 27V28H108ZM112 27V26H110ZM119 27V26H118ZM141 27V28H142ZM166 27V26H164ZM225 27V26H224ZM223 27V28H224ZM253 27V29H252ZM264 27V26H262ZM11 28V27H10ZM31 28H33L31 26ZM43 28V27H42ZM72 28V29H71ZM82 28V27H81ZM99 28V27H98ZM116 28V27H115ZM139 28V26H138ZM145 27H143L144 29ZM159 28V27H158ZM181 28V27H180ZM234 28V29H233ZM259 28H261L259 26ZM5 29L6 26H5ZM24 29V28H23ZM29 29V28H28ZM35 29V28H34ZM38 29V28H37ZM54 29V28H53ZM103 30V28H101ZM120 29V27H119ZM126 29V28H125ZM137 29V28H136ZM147 29V28H146ZM161 29V28H160ZM177 29V28H176ZM217 29V28H216ZM240 29V30H238ZM2 31V33L4 32V28L2 27V29H0ZM52 30V29H51ZM94 30V29H93ZM109 30V29H108ZM135 30V28H134ZM142 31V29H140ZM150 30V28H149ZM153 30H155L153 28ZM165 30V33L168 34V35H171L172 37H174V34L177 36V37H180L181 36H184L183 32L182 31H179L177 30L176 32H168L166 31L167 28H164ZM162 29V31H164ZM172 30V29H171ZM202 30V29H201ZM259 30V29H258ZM264 30V29H263ZM9 31V30H8ZM11 33L14 32L12 31V28H11ZM9 31V32H10ZM45 31V30H44ZM82 31V30H81ZM100 30H97V32H99ZM216 31V30H215ZM243 31V30H242ZM240 31V32H242ZM7 33V31H5ZM4 32V33H5ZM29 32V31H28ZM36 32H39V30ZM47 32V31H45ZM51 32V31H50ZM49 32V33H50ZM68 32V33H66ZM101 32V31H100ZM151 32V31H150ZM159 32V31H158ZM168 32V33H167ZM178 32V35L176 34ZM180 32V33H179ZM203 32V30L201 31ZM239 32V33H240ZM244 33H246L245 31H243ZM11 33H9L11 35ZM35 33V32H34ZM41 33V32H40ZM44 34V32H42ZM48 33V34H49ZM82 33V32H81ZM84 33V31H83ZM86 33V32H85ZM91 33V32H90ZM94 33V32H92ZM103 33V32H102ZM109 33V32H108ZM114 33V32H113ZM126 33V32H125ZM142 33V32H141ZM157 33V31H156ZM163 33V32H162ZM164 33V35H166ZM185 33V31H184ZM204 33V32H203ZM235 33V32H234ZM233 32H231V34H234ZM8 34V33H7ZM37 34V33H35ZM42 34V35H43ZM89 34V33H88ZM111 34V33H110ZM109 34V35H110ZM124 34V33H123ZM151 34V33H150ZM153 34V33H152ZM216 34V33H215ZM224 34V33H223ZM247 34V33H246ZM245 34V36H246ZM4 35V36H3ZM2 35V38L3 39H7L9 37L5 36V34ZM13 35V33H12ZM50 35V34H49ZM52 35V34H51ZM71 36V37H68V36ZM80 35H83V34H80ZM90 35V34H89ZM95 34H93L92 37H94ZM99 35V34H98ZM237 35V34H236ZM239 35V34H238ZM26 36V35H25ZM62 36V37H63ZM91 36V35H90ZM89 36V37H90ZM107 36V35H106ZM129 36V35H128ZM151 35H149L150 37ZM153 36V35H152ZM171 36L169 37L168 36V39L170 38L171 39ZM262 36V35H261ZM31 37V36H30ZM41 37V36H39ZM44 37V35H43ZM55 37V36H54ZM58 37V36H57ZM82 37V36H81ZM103 37V36H102ZM111 37V36H110ZM114 37V36H113ZM127 37V36H126ZM133 37V36H132ZM131 37V39H132ZM143 37V36H141ZM147 37V36H146ZM220 37V36H218ZM233 38H235V36L233 35L232 36ZM11 38V37H10ZM20 38V37H19ZM26 38V37H25ZM28 38V37H27ZM37 38V37H36ZM78 38V37H77ZM83 38V37H82ZM97 38V37H96ZM105 38V37H104ZM122 38V36H121ZM120 38V39H121ZM129 38V37H128ZM137 38V37H136ZM167 38V36H166ZM175 38V37H174ZM186 38V36L184 37ZM24 39V38H23ZM43 39V38H42ZM86 39V37H85ZM84 39V41H85ZM88 39V38H87ZM102 39V38H101ZM177 39V38H176ZM188 39V38H187ZM186 39V40H187ZM223 39V36L222 38ZM236 39V38H235ZM239 39V38H238ZM119 40V39H118ZM138 40V39H137ZM149 41V39H147ZM172 40V39H171ZM199 40V39H197ZM231 40V45H236V42L238 41L237 39L236 40H232V38H230ZM16 41V40H15ZM27 41V40H25ZM64 42L63 39H59L58 38V42ZM76 41V40H75ZM80 41V39H79ZM94 41V40H93ZM121 41V40H120ZM135 41V39H134ZM133 41V42H134ZM145 41V40H144ZM147 41V42H148ZM177 42V40H175ZM184 40H181L179 41L180 43L183 42ZM236 41V42H235ZM254 41V40H253ZM3 42V41H2ZM33 42V41H32ZM43 42V41H42ZM45 42V41H44ZM61 42V43H62ZM101 42V40H100ZM105 42V41H104ZM108 42V41H106ZM105 42V43H106ZM119 42V41H118ZM122 42V41H121ZM125 42V41H124ZM140 42V40H139ZM153 42V40H152ZM151 42V43H152ZM165 42V41H164ZM206 42V41H205ZM235 42V44H234ZM258 42V41H257ZM21 43V41H20ZM83 43V42H82ZM90 43V42H89ZM110 43V42H109ZM128 43V42H127ZM142 42H140V45H141ZM178 44L179 48L180 49V46L181 44ZM185 43V42H184ZM76 44V43H75ZM81 44V43H80ZM87 44V42H86ZM119 45V43H117ZM134 44V43H133ZM144 44V43H143ZM164 44V43H163ZM186 44V43H185ZM217 44V45H216ZM226 44V43H225ZM264 44V43H263ZM83 44H81L82 46ZM89 45V44H88ZM97 45V44H96ZM103 45V44H102ZM117 45V46H118ZM162 45V44H161ZM167 45V44H166ZM176 45V44H175ZM183 45V44H182ZM190 45V44H189ZM193 45V44H192ZM11 46V45H10ZM22 46V45H21ZM34 46V45H33ZM60 46V45H59ZM62 46V45H61ZM66 46V45H65ZM77 46V45H76ZM80 46V45H78ZM84 46V45H83ZM87 46V45H86ZM91 46V45H90ZM116 45H113V48H111V50H109L108 54H105V56H110L111 54L113 55L111 57V59H113L114 62H116L119 58V47L117 49V51H115ZM126 46V45H125ZM132 46V45H131ZM138 46V44H137ZM184 46V45H183ZM188 46V45H187ZM257 46V48H258ZM264 46V45H263ZM262 46V47H263ZM88 47V46H87ZM86 47V48H87ZM94 47V46H93ZM101 47V46H99ZM103 47V46H102ZM115 47V48H114ZM127 47V46H126ZM168 47V46H167ZM194 47V45H193ZM199 47V45H198ZM222 47V46H221ZM231 47V46H230ZM36 48V47H35ZM64 48V46H63ZM61 48V49H63ZM85 48V49H86ZM174 48V47H173ZM191 48V47H190ZM195 48V47H194ZM223 48V47H222ZM257 48L255 50H257ZM8 49V48H7ZM60 49V47H58V50ZM91 49V48H90ZM123 49V48H122ZM129 48H127L128 50ZM188 49V48H187ZM198 49V48H197ZM226 49V48H225ZM15 50V49H14ZM47 50V49H46ZM84 50V49H82ZM81 50V51H82ZM120 50V49H119ZM132 50V49H130ZM176 50V49H175ZM228 50V49H227ZM228 50V51H229ZM19 51V50H18ZM29 51V50H28ZM44 51V50H43ZM65 51H69L71 52L72 54H69L71 55V57L68 58V60H65L61 65L60 69L57 70L56 68L53 69L54 71V75H55V82L53 81V78H50L48 79V82L45 83L44 81H42V83L40 82L39 78H41L39 75V77H33L31 79V81L29 83H24V85H28V88H29V91L28 89L25 91V90H22L23 91V97L22 99L19 100L18 104L19 105V109L16 108L15 106V102L11 105L8 103V101L4 98H8V95L7 93H10L8 92L10 90V86L8 87L9 90H5V88H2L4 89L3 91L0 89V95H5L7 94V96L5 95V97L3 96H0L1 100H0V258L2 257L3 259H0V264H14V259L11 257V254L8 250V243L9 244H12V242L14 241L13 238H12V235L14 236L13 233H15V224L16 223L15 221L19 220V221H22L24 222V212L25 214L27 215H30L32 216L33 218L32 219H35L37 218L39 215V213L41 214V216L44 214H46L44 216V221L42 222V224H39L38 222V228H41V231L39 232H33L34 233V237L36 242V246L38 248H40L42 246V240H41V237L43 238L44 236H46L48 233L49 234V231L50 232L55 229L57 226H59L61 228V234H59V237H60V240L62 241L61 243H63V248L64 250L63 251H59L61 249H58V245L57 247L55 246V248H57L56 250H53V248L49 247L48 246V253L49 255H55V254H59L60 252L61 253H65V256L63 257V260H64V264H82L84 263L85 261H88L90 260V258L92 257V255H94V253L96 252V249L93 248L91 249L88 253L84 250V247L88 244H86V242L89 240L91 241L92 239H94L93 236H95L96 234H99L97 233L98 231L99 232H102L100 231L99 228H97V226L99 227V225H97V221L99 222V219H101V215L100 213L104 212V208H107L105 207L107 205V200H103L101 199L102 196H101V191L98 192V188L101 189V187L104 189V191H108L109 188L114 186L113 184V181L115 178V176L113 178L110 177V173L111 175H114V172L112 171L113 168H111L112 164V159L110 160L109 158V155L110 154H107L108 152V147L107 146V143H105L106 141L104 139H107V134L110 133L111 131H116V135H118L120 138L122 137V140L119 141V142H124L125 138H127L126 140H128L129 136L133 133H137L136 132H129L131 131L132 129H128L127 130V126L126 128L123 126L124 123L122 124L121 122H124L125 120L127 121V119H129L133 114L132 110H133V105L129 104L132 100H128L129 103H125V100H124V103L123 105H121V107H124L125 111H124V115L122 113V115L124 116L123 118V121L122 119H117L116 116L115 117H111V119H114L115 123L117 122V124L113 125L112 123H110V119L106 116H109V114H113L114 112L116 113V110H112L111 108L114 106L115 109L118 107V105H116V103H118V101H109L106 103L108 105V109L109 111H113L112 112H107L106 110V113L104 114L103 113V119L100 121L99 119L101 118H91L89 117L85 110H87L86 108H88L87 106L88 105H94L95 107L99 104H97L98 102L100 103V101H102L101 99V96H104L106 93L104 92V90H108L109 93H110V90L107 89V88H112L110 86H112V83H115V77H109L108 79L105 78L104 76H106L105 74H102L104 76L103 79L102 77H99V79L101 78L103 82V84L101 85H97V84H94L96 86H94L93 88L90 86L92 85V83L94 82L93 80L96 81L99 80L98 78H94L93 80H90L91 82L88 83L89 81V78H90V74L89 73V70L88 67L85 68L83 67V65H85L86 63H88V66H90V68L94 67L95 65H97V61H81L83 64L80 65V67H78L77 69H73V66L75 65V62L77 61V58H76V55L74 56L75 52H76V47H74V44H70L69 46L66 47V49L64 50V53ZM169 51V50H168ZM9 52V51H8ZM89 52V51H88ZM129 52V51H128ZM133 52V50H132ZM179 52V50H178ZM190 52V50H189ZM227 52V51H226ZM229 52V53H230ZM259 52V53H258ZM23 53V52H22ZM30 53V52H29ZM57 53V52H56ZM127 53V51H126ZM203 53V51H202ZM206 53V52H205ZM17 54V53H16ZM79 54V53H78ZM91 54V53H90ZM177 54V53H176ZM245 54L247 55L246 57L249 58V55H257L258 59H256V64L258 63V70L259 73L261 74L260 75V78L261 76H263V78H259L261 81H258V83L256 82H253V79L254 78L252 75V81H249L250 84L247 85H243V83L241 82V79H240V74L238 72L241 71V69L243 71H245L244 73H246L247 70L249 69H252L255 67V63H254V66L252 65L253 62L255 61L254 59L253 62H251L249 65V61L246 60L247 58L245 57ZM8 55V54H7ZM62 55V54H61ZM122 55V54H121ZM127 55V54H126ZM129 55V54H128ZM173 55V54H172ZM202 55V54H201ZM204 55V53H203ZM6 56V55H5ZM81 56V55H80ZM79 56V57H80ZM104 56V57H105ZM131 54L129 55V58H130ZM50 57V55H49ZM48 57V58H49ZM62 57V56H61ZM87 57V56H86ZM90 57V56H89ZM100 58L98 60H103V58ZM121 57V56H120ZM135 57V56H134ZM204 58V56H202ZM256 57V56H255ZM26 58V57H25ZM29 58V57H28ZM55 58V56H54ZM83 58V57H82ZM123 58V57H122ZM127 58V59H129ZM2 59V58H1ZM12 59V58H11ZM32 59V58H31ZM132 59V57H131ZM129 59V60H131ZM170 59V58H169ZM205 59V58H204ZM55 60V59H54ZM250 60V59H249ZM2 61V60H1ZM11 61V60H10ZM14 61V60H13ZM18 61V60H17ZM105 61V60H104ZM103 61V62H104ZM208 61V60H206ZM4 62V61H3ZM35 62V61H34ZM42 62V61H41ZM45 62V61H44ZM43 62V63H44ZM51 61H47L44 63L43 66H46L48 65V68H46L48 71L49 69H52V65H50ZM113 62V63H114ZM128 62V60H127ZM126 62V63H127ZM236 62H238L239 64H236ZM77 63V62H76ZM132 63V62H131ZM144 63V62H143ZM54 64V63H53ZM58 64V63H56ZM78 64V63H77ZM101 64V63H99ZM110 64V63H109ZM115 64V63H114ZM119 66L121 65V63H118ZM218 64V65H217ZM104 65V64H103ZM191 65V64H190ZM36 66V65H35ZM58 66V65H57ZM82 66V67H81ZM100 66V65H99ZM117 66V65H116ZM143 67L145 65H142ZM219 66V67H220ZM257 66V65H256ZM52 67V68H50ZM56 67V65H55ZM96 67V66H95ZM111 67V65H110ZM128 67V66H127ZM130 67V66H129ZM150 67V66H149ZM236 67V71H234V68ZM251 67V68H250ZM121 68V67H120ZM119 68V70H115L116 72H114L113 74L117 73L119 74L118 71H121ZM132 68V67H131ZM147 68V67H146ZM43 69V68H42ZM45 69V70H46ZM95 69V68H93ZM106 69V68H105ZM109 69V68H107ZM116 69H118V67H116ZM126 69V68H125ZM139 69V68H138ZM191 69H192V66H191ZM204 69V71H205ZM99 70V69H98ZM101 70V69H100ZM132 69H130L131 71ZM141 70V69H140ZM146 70V69H144ZM187 70V69H186ZM190 70V69H189ZM194 70V69H193ZM250 70V72L252 71ZM11 71V70H10ZM28 71H29V68H28ZM124 71V69H123ZM135 71V70H134ZM133 71V72H134ZM147 71V70H146ZM212 71V70H210ZM215 71V69H214ZM220 71V70H219ZM1 72V71H0ZM96 72V71H95ZM143 72V71H142ZM145 72V71H144ZM188 72V71H187ZM191 72V71H190ZM218 72V71H217ZM216 72V74H217ZM242 72V71H241ZM240 72V73H241ZM23 73V72H22ZM94 73V72H93ZM123 72L121 71L120 75L122 74ZM125 73V72H124ZM135 73V72H134ZM184 73V72H183ZM224 75L223 72H220ZM229 73V74H230ZM252 73V72H251ZM42 74V73H41ZM40 74V75H41ZM98 74V73H97ZM107 74V73H106ZM109 74V73H108ZM127 74V73H126ZM125 74V75H126ZM192 74V73H190ZM209 74V73H208ZM221 74V75H222ZM227 74V72H226ZM230 74V75H231ZM253 74V73H252ZM2 76V78H0V80L2 81L4 78L3 76L4 75H7L5 73H1L0 74ZM93 75V74H92ZM95 75V74H94ZM136 75V74H135ZM142 75V74H141ZM189 75V74H188ZM212 75V74H211ZM210 75V76H211ZM222 75V76H223ZM253 75H257V74H253ZM36 76V75H35ZM43 77H45L44 75H42ZM99 76V75H98ZM118 76V75H117ZM123 76V75H122ZM137 76V75H136ZM145 76V75H144ZM148 76V75H147ZM193 76V75H192ZM246 77H248L246 74H245ZM249 76V77H250ZM5 77V76H4ZM16 77V76H15ZM95 77V76H94ZM124 77V76H123ZM127 77V76H126ZM143 77V76H141ZM140 77V78H141ZM206 77V76H205ZM224 77V76H223ZM248 77V78H249ZM12 78V77H11ZM14 78V77H13ZM26 78V77H25ZM208 78V77H207ZM222 78V77H221ZM220 78V79H221ZM245 78V77H244ZM247 78V79H248ZM10 79V78H9ZM46 79V78H45ZM76 79H81L82 81L85 80L84 84L83 85H87V90L85 92H83V90L80 89V86L79 84L77 83V80ZM125 79V78H124ZM143 79V78H142ZM153 79V78H152ZM14 80V79H13ZM118 80V79H117ZM121 80H123L121 78ZM134 80V79H133ZM132 80V81H133ZM150 80V79H149ZM203 79H201V82H202ZM206 80V79H205ZM223 80V78H222ZM233 80V81H231ZM15 81V80H14ZM18 81V80H16ZM26 81V80H25ZM24 81V82H25ZM76 81V82H75ZM142 81V80H141ZM204 81V80H203ZM4 82V81H3ZM10 82V80H9ZM28 82V81H27ZM134 82V81H133ZM139 82V80H138ZM200 82V81H199ZM236 82V83H235ZM14 83V82H13ZM83 83V82H82ZM132 83V82H131ZM142 83V82H141ZM140 83V84H141ZM117 84V83H116ZM149 84V82H148ZM146 84V85H148ZM42 85V86H41ZM114 85V84H113ZM118 85V84H117ZM144 85V84H143ZM213 84H211L212 86ZM226 84H224L223 86H225ZM17 86V84H16ZM19 86V85H18ZM22 86V85H21ZM24 86V87H26ZM31 86V88L29 87ZM93 86V85H92ZM121 86V85H120ZM123 86V84H122ZM142 86V85H141ZM198 86H201V85H198ZM217 86V85H216ZM220 86V85H219ZM20 87V86H19ZM18 87V90H21L23 88H19ZM140 87V86H139ZM218 87V86H217ZM222 87V86H221ZM1 88V87H0ZM14 88V87H13ZM33 88V89H32ZM82 88V87H81ZM141 88V87H140ZM143 88V87H142ZM141 88V89H142ZM158 88V87H157ZM214 88V87H213ZM227 88V87H226ZM17 89V88H16ZM30 89L33 90L30 92ZM132 89V88H131ZM84 90V91H85ZM112 90V89H111ZM129 90V89H128ZM159 90H160V87H159ZM162 90V88H161ZM160 90V91H161ZM224 90V89H223ZM230 90V89H229ZM13 91V90H12ZM25 91V92H24ZM80 91H82L80 93ZM167 91V90H166ZM18 92V91H17ZM30 92V93H29ZM33 92V96L31 97V99L29 98V95H31V93ZM40 92H42V96L40 95ZM92 94H95L94 95L95 97L90 99V104L89 102L88 105L85 103L83 104L82 102L85 100V97H84V100L81 101V97L83 95L87 94L91 96V93ZM141 92V91H140ZM150 92V91H149ZM154 92V91H153ZM152 92V94H153ZM223 92V91H222ZM4 93V94H3ZM21 93V92H20ZM113 93V92H111ZM116 93V92H115ZM134 93V92H133ZM138 93V92H137ZM151 93V92H150ZM158 93V92H157ZM160 93V92H159ZM162 93V92H161ZM166 93V92H165ZM13 94V92H12ZM11 94V95H12ZM164 94V93H163ZM219 94V95H218ZM237 94V93H236ZM15 98H16V91H15ZM13 95V96H14ZM18 95V94H17ZM111 95V94H110ZM113 95V94H112ZM115 95V94H114ZM113 95V96H114ZM129 94H125V96H128ZM135 95V93H134ZM134 95H130V96H134ZM140 95V94H139ZM156 95V94H155ZM159 95V94H158ZM209 95V94H207ZM10 96V95H9ZM81 96V97H80ZM89 96V97H90ZM93 96V95H92ZM111 96V97H113ZM136 96V95H135ZM138 96V95H137ZM136 96V97H137ZM141 96V95H140ZM165 96V95H164ZM89 97H86V99H88ZM105 97V96H104ZM122 97V96H121ZM151 97H154V96H151ZM208 97V96H207ZM132 98V97H131ZM139 98V97H138ZM150 98V97H149ZM166 98V97H165ZM212 99V96L209 97ZM236 98V97H235ZM104 99V98H103ZM115 99V97H114ZM137 99V98H136ZM210 99V100H211ZM10 100V99H9ZM120 100V99H119ZM142 100V98L140 99ZM151 100H153L151 98ZM16 101V100H15ZM137 101V100H136ZM209 101V100H208ZM103 102V101H102ZM135 102V101H134ZM139 102V101H137ZM142 102V101H141ZM149 102V101H148ZM155 102V101H154ZM136 103V102H135ZM153 103V102H152ZM159 103V102H158ZM213 103V102H212ZM214 103V104H215ZM74 104H77L79 106L80 109H76V111L73 109V107L75 108V105ZM151 104V103H149ZM211 104V103H210ZM74 105V106H73ZM76 105V106H77ZM154 105V104H152ZM162 105V104H161ZM165 105V104H164ZM102 106V105H101ZM110 106V107H109ZM120 106V105H119ZM141 106V105H140ZM139 106V107H140ZM94 107V108H95ZM105 107V106H104ZM137 107V106H136ZM137 107V108H139ZM152 107V106H151ZM150 107V108H151ZM158 107V106H157ZM163 107V106H161ZM165 107V106H164ZM39 108V110H38ZM93 108V107H91ZM99 108V107H97ZM147 108V107H146ZM149 108V107H148ZM203 108V109H204ZM210 108V109H209ZM217 108V107H215ZM215 108L213 109V112L215 110ZM42 109V110H41ZM120 109V107L118 108ZM123 109V110H124ZM135 109V108H134ZM160 109V107H159ZM158 109V110H159ZM32 110L35 112L34 115L37 116L35 117L33 120V118H30V114L32 112ZM80 112H79V111ZM99 110V109H98ZM136 110V109H135ZM138 110V109H137ZM141 110V109H140ZM148 110V109H147ZM96 111V109H95ZM122 111V110H120ZM150 111V109H149ZM148 111V112H149ZM153 111V110H152ZM150 111V112H152ZM165 111V110H164ZM203 111V110H202ZM70 112L72 113V115L70 114ZM101 112V111H100ZM103 112V111H102ZM105 112V110H104ZM139 112V111H138ZM142 112V111H141ZM160 112V111H158ZM162 112V111H161ZM216 112V110H215ZM89 113V111H88ZM154 113V112H153ZM203 113V112H202ZM93 114H96V113H93ZM92 114V115H93ZM99 114V113H98ZM102 114V113H101ZM108 114V115H106ZM117 114V113H116ZM120 113H118V116H119ZM147 114V113H146ZM158 114V113H157ZM156 114V115H157ZM91 115V114H90ZM106 115V116H105ZM145 115V113H144ZM154 115V114H152ZM161 115V114H160ZM168 114L166 113V116ZM95 116V115H94ZM98 117V115H96ZM101 116V115H100ZM142 116V115H141ZM151 116V115H150ZM133 117V116H132ZM131 117V118H132ZM138 117V116H137ZM147 117H149V115H147ZM164 117V116H162ZM109 119L108 121H106V119ZM146 118V117H145ZM144 118V119H145ZM158 118V117H156ZM170 118V117H169ZM203 118V117H202ZM149 119V118H148ZM153 119V117H152ZM160 119V118H159ZM21 120V122H20ZM131 120V119H130ZM154 120V119H153ZM152 120V121H153ZM162 120V119H161ZM113 122V121H112ZM114 123V122H113ZM129 123V122H128ZM138 123V122H137ZM162 123V122H161ZM164 123H165V120H164ZM170 123V122H169ZM130 124V123H129ZM149 124V123H147ZM146 124V125H147ZM153 124V123H152ZM171 124V123H170ZM201 124V123H200ZM253 124L256 126H259V127H255L257 129H250L251 125L253 127ZM114 127H113V126ZM155 125V124H154ZM159 125V124H158ZM202 125V124H201ZM131 126V125H130ZM135 126V125H134ZM137 126V125H136ZM153 126V125H152ZM150 125V127H152ZM237 127L239 128V130L237 129V131H242L243 130V133L242 135L244 136L243 140L240 141L237 140V144L238 147H231L233 148L232 151H229L228 153H224L225 149L227 147V142H228V139L231 135H229V132L230 130L232 129H235L234 127ZM129 127V126H128ZM161 127V126H160ZM177 127V126H176ZM137 128V127H135ZM149 128V127H148ZM154 128V127H153ZM157 126H156V130H157ZM167 128V127H166ZM232 128V129H231ZM150 129V128H149ZM155 129V128H154ZM153 129V130H154ZM95 130V132H93ZM135 130V129H133ZM132 130V131H133ZM152 130V131H153ZM160 130V129H159ZM172 130V129H171ZM236 130V129H235ZM162 131V130H161ZM176 131V130H175ZM250 131H252L253 133H251ZM103 132V134H102ZM145 132V131H144ZM150 132V131H149ZM155 132V131H154ZM159 132V131H158ZM231 132H234V131H231ZM236 132V131H235ZM234 132V133H235ZM245 132V133H244ZM130 133V135H129ZM156 133V132H155ZM175 133V132H174ZM20 137H18L19 135ZM54 134V135H52ZM114 134V133H113ZM231 134V133H230ZM137 135V134H136ZM139 135V134H138ZM145 135V134H144ZM150 135V134H148ZM168 135H170V132H168ZM241 135V136H242ZM141 136V135H139ZM153 136V135H151ZM14 137H15V140H16V143H18V139L17 137L20 139L19 140V146L17 147V144L14 146ZM134 137V135H133ZM181 137V136H180ZM224 137H227V139L225 138L223 141H227L226 143L222 142L221 140L224 138ZM232 137H234V135L232 134ZM101 138L103 140H101ZM237 138V137H236ZM239 138H240V135H239ZM110 139V138H109ZM112 139V138H111ZM131 139V138H130ZM233 138H231L232 140ZM242 139V138H241ZM125 140V141H126ZM132 140V139H131ZM130 140V142H131ZM180 140V138H179ZM229 139V142L231 141ZM99 144L96 145L95 142H97ZM138 141V140H137ZM151 141V140H150ZM157 141V140H156ZM234 141V140H233ZM40 142H42V150H41V156L38 158L39 159V163H40V160L42 163V172L39 173L40 170H38V175L40 174L41 178L39 179L40 180V186L37 184L38 187H42V192L39 191L38 193H36V188L34 187L35 185V176H36V171L34 172V170L36 169L33 161H30L28 160L31 155L34 153V151L32 152V154H30V152L33 150V148L35 146H37ZM109 142V141H108ZM129 142V141H128ZM132 142H136V138H135V141L133 140ZM131 142V143H132ZM179 142V141H178ZM235 142V141H234ZM233 142V143H234ZM150 143H154L153 141L150 142ZM222 143V147H220ZM232 143V145H233ZM111 145L113 144L112 142L110 143ZM109 144V145H110ZM115 144V143H114ZM113 144V145H114ZM41 145V144H40ZM81 145V146H80ZM103 145V146H102ZM121 145V144H119ZM126 145V144H124ZM133 145V144H132ZM151 147L152 144H150ZM226 145V146H225ZM229 145V144H228ZM262 145V146H261ZM240 146H243L242 148H240ZM129 147V146H127ZM150 148V147H149ZM230 148V147H228ZM258 149V151H254V149ZM16 149H17V152H16ZM113 149V148H112ZM129 149V148H128ZM224 149V150H223ZM96 150L98 151V153L96 154H100V155H104L101 159V162H99L100 166H103L100 168V170H98L99 172L97 173V177L96 179L99 177L100 179H97L95 181H98V183H96L94 180H92L94 178V176H96L95 171L94 170V173L92 172L93 170H89L87 171V167H89L90 165L88 164L90 161L96 159ZM107 151V152H106ZM111 151V150H110ZM109 151V152H110ZM114 151V150H112ZM154 151V150H153ZM162 151V150H161ZM40 152V151H39ZM227 152V151H226ZM112 153V152H111ZM35 154V153H34ZM33 154V155H34ZM40 155V154H39ZM225 156V157H222V156ZM99 157V156H98ZM101 157V156H100ZM114 157V156H113ZM112 157V158H113ZM227 157H229L227 159ZM36 158V157H35ZM37 159V158H36ZM91 159V160H90ZM98 159V158H97ZM105 159V160H104ZM120 159V158H119ZM228 160L227 162H224L225 160ZM116 160V159H115ZM37 161V160H36ZM35 161V162H36ZM119 161V160H118ZM197 161V160H196ZM114 162V161H113ZM122 162V161H121ZM190 162V161H189ZM38 163V164H39ZM92 163V162H91ZM124 163V162H123ZM188 162L186 161V166L187 167V170H194V164L192 162H190L189 164H187ZM197 163V162H196ZM98 164V163H97ZM119 164V163H118ZM89 165V166H88ZM114 165V164H113ZM134 166V165H133ZM41 167V166H40ZM92 167V166H91ZM20 168H23L22 171ZM90 168V167H89ZM97 168V167H96ZM95 168V169H96ZM131 168V167H130ZM166 168V167H165ZM164 168V169H165ZM180 168V167H179ZM183 168V167H181ZM180 168V169H181ZM20 169V171H19ZM38 169V168H37ZM115 169V168H114ZM113 169V170H114ZM128 169V168H127ZM126 170V169H125ZM131 172L132 169H130ZM130 170L128 171V174L130 175ZM158 170V169H157ZM167 170V169H166ZM179 171V169H177ZM18 171H19V175H18ZM82 171V173H81ZM84 171V172H83ZM91 171V172H90ZM163 171V170H162ZM165 171V170H164ZM164 171H163V175H164ZM177 171V173H179ZM127 172V171H126ZM168 172L171 173L169 171V168H168ZM190 172V171H189ZM22 173V174H21ZM125 173V172H123ZM155 173V172H154ZM165 173H167L165 171ZM181 173V172H180ZM84 175L82 178L79 177V175ZM158 174V173H156ZM168 174V173H167ZM192 174V173H191ZM161 175V174H160ZM163 175H161L160 177H162ZM166 175V174H165ZM179 175V174H177ZM132 175H130L131 177ZM169 176V175H168ZM37 177V176H36ZM123 177V176H122ZM128 176L125 175V179H127ZM128 177V178H130ZM151 177V176H150ZM155 177V175H154ZM153 177V180L154 182H156L155 180H157L158 176H156L155 178ZM39 178V176H38ZM134 178V177H133ZM164 178V176H163ZM163 178H158L160 180H162ZM166 178V176H165ZM188 178V176H187ZM84 179H87L86 181H84ZM117 179V178H116ZM115 179V180H116ZM122 179V178H121ZM124 179V180H125ZM78 180V181H77ZM190 180H191V177H190ZM189 180V181H190ZM21 184H19L20 182ZM158 181V180H157ZM78 182V183H77ZM80 182V183H79ZM43 183V184H42ZM115 183V182H114ZM119 183V182H118ZM138 183V182H137ZM149 183V182H148ZM157 183V182H156ZM75 184L74 186H70V185H73ZM136 184V183H135ZM151 184V183H150ZM256 184V186L254 185ZM18 185H21L19 188H17ZM117 184L115 183V186ZM119 185V184H118ZM70 186V187H69ZM149 185H147L148 187ZM37 187V188H38ZM111 187V188H112ZM150 187V186H149ZM233 187H235L237 189V187H239L238 191L236 192H233L231 194V196H228V194H230V192L233 191ZM263 187V189H262ZM69 188V190H67ZM110 188V190H111ZM114 188V187H113ZM138 188V186H137ZM143 189V195H141L140 197L141 198H146V195H145V191L146 189L142 188ZM151 189V188H150ZM119 190V189H118ZM235 190V189H234ZM140 191H142L140 189ZM34 192L37 194V196H34ZM116 192V191H115ZM124 192L125 190H123V192L120 193V196L123 197L124 195ZM137 192V191H135ZM39 194V195H38ZM116 194V193H115ZM126 194V193H125ZM232 199L234 201V204H232V200H229L228 198H226L227 196ZM136 195V194H135ZM224 195L226 197H224ZM80 196V197H79ZM100 196V197H98ZM104 196V195H103ZM98 197V198H97ZM134 197V196H133ZM139 197V196H138ZM139 197V198H140ZM100 198V199H99ZM139 198H136V200H138ZM224 198L228 199L230 203L226 202V203H222V202H225L224 201ZM258 198L261 199V202L258 201ZM34 199V201L32 202V200ZM113 199V198H112ZM111 199V200H112ZM133 199V198H132ZM147 199V198H146ZM30 201V207L28 206V209L27 207L23 208V203L24 201ZM98 200V201H97ZM117 200V199H116ZM135 200V199H134ZM143 200V199H142ZM142 200H139V201H142ZM222 200L221 204L219 203L220 201ZM28 201V202H29ZM110 202V201H109ZM115 202V200H114ZM113 202V203H114ZM138 202V201H137ZM143 203L145 201H142ZM141 202V203H142ZM238 202V203H237ZM95 203V206L94 204ZM112 203V202H111ZM135 203V201L133 202ZM141 203H138V204H141ZM184 203V204H185ZM25 204V203H24ZM116 204V203H114ZM214 204L213 208L212 205ZM23 205V206H22ZM93 205L94 206V209H93ZM137 205V204H135ZM186 205V206H187ZM27 206V205H26ZM139 206V205H138ZM141 206V205H140ZM97 208V209H95ZM110 208V207H109ZM211 208L214 209V214L216 213H219L221 215L224 214V216L221 218H216V219H211L209 216L213 213L211 211ZM23 210H25L23 212ZM135 210V209H133ZM209 210L212 212V213H208ZM38 211V212H37ZM106 212V211H105ZM134 212V211H133ZM224 212H228L229 214H225ZM205 214V215H206ZM219 214H217V216H219ZM212 216V215H211ZM43 217V216H42ZM171 217V215H170ZM205 217V216H204ZM29 218V217H28ZM41 218V217H38V219ZM99 218V219H98ZM128 218V217H127ZM126 218V219H127ZM130 218V217H129ZM30 219V218H29ZM37 219V220H38ZM105 219V218H104ZM125 219V220H126ZM163 219V218H162ZM124 220V221H125ZM165 220V219H164ZM168 220V219H167ZM170 220V219H169ZM40 221V220H39ZM128 221V220H127ZM163 221V220H162ZM28 222V221H27ZM94 222L95 225L93 224ZM131 222V221H130ZM159 222V221H158ZM171 222V221H170ZM169 222V223H170ZM32 223V222H31ZM20 224V223H19ZM36 224V223H35ZM101 224V222H100ZM159 224V223H158ZM17 225V224H16ZM97 225V226H96ZM102 225V224H101ZM100 225V226H101ZM116 225V224H115ZM124 225V224H123ZM166 225V224H165ZM157 227V225H156ZM165 227V226H164ZM59 228V229H60ZM101 228V227H100ZM155 228V227H154ZM232 228V229H231ZM32 229V228H31ZM163 229V228H162ZM208 229V230H207ZM116 230V229H115ZM151 230V229H150ZM161 230V229H159ZM33 231V230H32ZM31 231V232H32ZM59 231V230H58ZM152 231V230H151ZM30 232V233H31ZM155 232V231H154ZM159 232V231H158ZM215 232V233H214ZM53 233V232H52ZM60 233V232H59ZM111 232H105L103 231L102 232V240L99 244V247H102L103 244L102 242H104L107 238H109V235H110ZM228 233L230 235H228ZM46 234V235H45ZM157 235V234H156ZM229 236V237H225V236ZM112 236V234H111ZM149 236V235H148ZM154 236H155V233H154ZM123 237L120 236V238ZM152 237V236H151ZM24 238V237H23ZM47 238V237H46ZM147 238V237H146ZM159 238V237H158ZM57 239V238H56ZM34 240V241H35ZM47 240V239H46ZM152 240V239H151ZM150 240V241H151ZM20 241V240H19ZM43 241H44V238H43ZM100 241V240H99ZM98 241V242H99ZM119 241V240H118ZM149 241V242H150ZM204 241V240H203ZM32 242V241H31ZM148 242L147 246L150 245V243ZM184 242V241H183ZM211 242L213 244H211ZM50 243V242H49ZM115 243V242H114ZM120 243V242H119ZM153 243V241H152ZM14 244V243H13ZM12 244V245H13ZM19 244V243H18ZM23 244V243H22ZM102 244V246H101ZM15 245V244H14ZM25 245V244H24ZM49 245V244H48ZM155 245V244H154ZM26 246V245H25ZM143 246V245H142ZM19 247V245H18ZM62 247V246H61ZM93 247H96L93 246ZM193 247V246H192ZM226 247V246H225ZM256 247V248H255ZM13 250L15 251V255H12V256H15V259H16V262L17 264H33L35 263V259H36V255L34 254L33 255V252L29 254V251H27L26 253V250L25 252H21L20 250L17 251L16 250V247L13 246ZM21 248V247H20ZM144 248V247H143ZM189 248V247H188ZM224 248V247H223ZM19 249V248H18ZM38 250V249H37ZM40 250V249H39ZM66 250V251H65ZM257 250V251H256ZM32 251V250H31ZM58 251V252H56ZM167 251V250H166ZM200 251V250H199ZM86 252V253H85ZM141 252V251H140ZM203 252V251H202ZM206 252H207V248H206ZM216 252V251H215ZM47 253V252H46ZM214 253V252H213ZM211 254V253H209ZM48 255V256H49ZM216 255V254H215ZM46 256V255H45ZM209 256V255H208ZM261 256V255H260ZM47 257V256H46ZM51 257V256H50ZM59 257V256H58ZM211 257V256H210ZM215 257V256H213ZM218 257H215L216 259ZM48 258V257H47ZM52 258V257H51ZM207 258V257H206ZM214 258V259H215ZM13 259V260H12ZM44 259V258H43ZM42 259V260H43ZM59 259V258H58ZM213 259V258H212ZM219 259V258H218ZM45 260V259H44ZM50 261V258L48 259ZM48 260H45V261H48ZM263 261V258L261 259ZM260 260V261H261ZM51 264L55 263V258H53V261H50ZM53 262V263H52ZM199 263V262H198ZM202 263V262H201ZM257 263V262H256ZM47 264V262H46ZM50 264V263H49ZM57 264V262L55 263ZM86 264V263H85ZM238 264V263H237ZM249 264V263H248ZM254 264V263H253ZM264 264V263H263Z\"/></svg>", "mask_w": 264, "mask_h": 264}]
</instances>
